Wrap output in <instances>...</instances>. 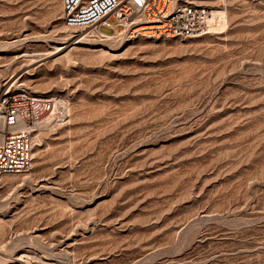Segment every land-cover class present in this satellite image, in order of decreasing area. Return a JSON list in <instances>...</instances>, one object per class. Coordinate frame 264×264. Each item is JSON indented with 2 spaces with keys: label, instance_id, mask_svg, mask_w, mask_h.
I'll return each instance as SVG.
<instances>
[{
  "label": "rangeland",
  "instance_id": "obj_1",
  "mask_svg": "<svg viewBox=\"0 0 264 264\" xmlns=\"http://www.w3.org/2000/svg\"><path fill=\"white\" fill-rule=\"evenodd\" d=\"M184 1L217 31L106 39L0 0V94L53 113L0 176V264H264V0Z\"/></svg>",
  "mask_w": 264,
  "mask_h": 264
},
{
  "label": "built area",
  "instance_id": "obj_2",
  "mask_svg": "<svg viewBox=\"0 0 264 264\" xmlns=\"http://www.w3.org/2000/svg\"><path fill=\"white\" fill-rule=\"evenodd\" d=\"M213 11L184 0H61L60 20L70 30L97 25L128 37L148 32L151 37L195 39L217 31L210 23ZM51 106L50 99L24 90L0 94V176L29 169L34 129Z\"/></svg>",
  "mask_w": 264,
  "mask_h": 264
},
{
  "label": "bare ground",
  "instance_id": "obj_3",
  "mask_svg": "<svg viewBox=\"0 0 264 264\" xmlns=\"http://www.w3.org/2000/svg\"><path fill=\"white\" fill-rule=\"evenodd\" d=\"M223 18V17H222ZM225 20L223 19V22H224ZM211 25H214L212 22H211ZM93 28V33H100L101 35L100 36H103V37H105L106 39H107V37H108V35H104V34H102L99 30H98V28H97V25L96 26H92ZM91 28V27H90ZM139 30H147V28H141V29H139ZM147 34H150V33H148V32H145V33H142V35H147ZM152 36V35H151ZM111 37V36H110ZM150 37V36H149ZM52 114L53 113H49L48 115H46L47 116V118H46V120L45 121H47L48 119H50L51 118V116H52ZM45 263H48V262H45Z\"/></svg>",
  "mask_w": 264,
  "mask_h": 264
},
{
  "label": "crops",
  "instance_id": "obj_4",
  "mask_svg": "<svg viewBox=\"0 0 264 264\" xmlns=\"http://www.w3.org/2000/svg\"><path fill=\"white\" fill-rule=\"evenodd\" d=\"M60 3H61V0H60ZM60 12H61V10H60Z\"/></svg>",
  "mask_w": 264,
  "mask_h": 264
}]
</instances>
